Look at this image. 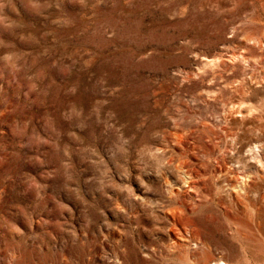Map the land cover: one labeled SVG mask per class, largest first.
<instances>
[{"label": "rangeland", "instance_id": "374dc122", "mask_svg": "<svg viewBox=\"0 0 264 264\" xmlns=\"http://www.w3.org/2000/svg\"><path fill=\"white\" fill-rule=\"evenodd\" d=\"M264 264V0H0V264Z\"/></svg>", "mask_w": 264, "mask_h": 264}, {"label": "bare ground", "instance_id": "6f19581e", "mask_svg": "<svg viewBox=\"0 0 264 264\" xmlns=\"http://www.w3.org/2000/svg\"><path fill=\"white\" fill-rule=\"evenodd\" d=\"M222 264H224V263H222Z\"/></svg>", "mask_w": 264, "mask_h": 264}]
</instances>
